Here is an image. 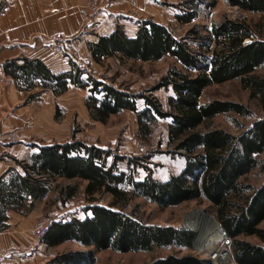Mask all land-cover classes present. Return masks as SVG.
Listing matches in <instances>:
<instances>
[{"label": "trees", "instance_id": "1", "mask_svg": "<svg viewBox=\"0 0 264 264\" xmlns=\"http://www.w3.org/2000/svg\"><path fill=\"white\" fill-rule=\"evenodd\" d=\"M229 2L244 12L264 17V0ZM195 16L193 11L179 14L178 20L191 22ZM136 22L134 36H129L123 26L118 25L112 33L90 42L88 49L98 63L109 57L125 62L159 60L169 55L184 66L185 70L172 68L150 89V94L132 93L98 78L73 59L71 68L58 74L52 73L39 59H24L21 65L12 60L4 65L5 72L15 79L41 77L43 87L52 88L56 94L65 93L70 85L84 89L88 95L85 105L94 121L105 123L123 110L135 112L138 133L144 138L149 137L158 119H169L167 145L186 157L183 171L168 180L153 179L148 174L139 181L127 169L118 166L125 159L123 156L116 154L110 160L111 150L84 140L73 137L66 143L42 147L29 166L30 171L16 182L17 189L40 199L52 183L62 178L85 181L84 195L90 202L97 201V194L112 195L109 206L88 205L86 210L91 214L83 219H60L48 224L42 236L48 246L56 247L73 240L86 248L59 253L44 264H94L96 252L104 249L128 253L171 245L192 246L195 239L192 231L151 225L119 209L131 198L140 196L162 208L184 201L205 200L231 240L235 263L264 264V228L259 226L264 221V182L256 186L246 180V175L254 168L264 171V161L259 159L264 152V117L257 118L248 127L234 118L240 130L238 134L218 127L209 128L212 119L219 114L230 112L247 117L252 111L247 105L231 100L201 102L209 85L239 79L241 87L249 90L251 98H256L264 108V76L257 73L264 67V39H258V32L247 19L224 17L211 27L200 50H194L185 38L175 35L165 24L152 19ZM247 39L250 42L245 43ZM211 41L216 44L212 48ZM160 88L173 92L166 107L152 93ZM54 188L57 200L64 204L79 192L80 185L56 182ZM14 200L21 202L17 197ZM189 225L196 234V225ZM242 235L258 236L261 243L239 239ZM149 264H205V261L191 254H171Z\"/></svg>", "mask_w": 264, "mask_h": 264}, {"label": "rangeland", "instance_id": "2", "mask_svg": "<svg viewBox=\"0 0 264 264\" xmlns=\"http://www.w3.org/2000/svg\"><path fill=\"white\" fill-rule=\"evenodd\" d=\"M152 7L154 8L151 9V12L155 19L165 23L175 35L185 38L191 49L194 50H200V46L205 43V38L209 35L211 27L219 24L224 17L247 19L253 25L255 32H258V39H264V17L258 13L244 12L237 5L232 6L229 0H152ZM192 11L196 13V16L191 22L178 20L179 14L192 13ZM244 42L248 43L250 40L247 39ZM215 45L212 41L210 42V48ZM209 53L210 51L207 54ZM96 63L93 67L89 63L85 68L98 78H103L116 86L125 87L132 93L144 92L150 94V89L158 84L172 68L185 70L182 64L169 55H165L159 60H129L125 62H121L117 57H109L103 63ZM257 73L264 76V67L258 69ZM152 93L159 98L164 107H166L168 97L173 94L169 88H160L152 91ZM65 96L64 115L67 140L74 137L103 149L111 150L110 160L116 154L123 156L125 159L120 161L118 166L127 169L135 180L140 181V179L151 174L153 179L166 181L170 176L183 171L186 165V157L172 151L167 145L166 134L169 119H158L153 125L149 137L144 138L138 133L135 112L123 110L119 114L110 116L105 123H102L90 118L85 105L88 96L87 91H71ZM213 99L243 103L250 108L252 113L247 117L237 116L230 112L219 114L212 119L209 128L218 127L238 134L240 130H238L234 118L240 120L245 127H248L257 118L264 117V108L256 98H251L249 90L241 87L239 79L209 85L205 89L201 102L207 103ZM139 107H142V101L139 102ZM259 159L264 161V152L259 155ZM246 180L260 186L264 182V171L256 167L246 175ZM59 182H63V185L77 183L80 185L79 192L64 204L57 200L55 195L48 198L42 205L40 221L46 220L50 223L55 218H62L67 221L71 218L83 219L91 214L86 210L88 205L109 206L112 201V195L101 193L97 194V201L90 202L84 195L85 181L68 180L67 183L64 180H59ZM119 209H123L125 213L127 212L138 220L151 225L174 226L180 230L192 231L195 236L193 244L191 247L171 245L170 247H156L151 251H128V253L111 249L99 250L96 252L97 260L94 264H149L158 258H165L171 254L178 256L191 254L204 260L205 264H228L227 259L230 260L231 264H237L233 260L231 240L229 239V242H226L228 236L226 239H217L216 247L226 251V253L222 252L220 254V259H214L210 254L195 246V229L190 227V223L196 225V232L201 226L205 230V227L211 225L215 226L218 233L222 235L220 226L213 216L212 207L203 199L184 201V203L178 205L162 208L140 196L131 198L124 208L119 207ZM259 226L264 228V221ZM200 238L206 240L208 236L201 235L198 242ZM239 239H245L253 244L261 243L260 238L254 235H242ZM84 248L86 247L70 240L56 245L52 249L42 250V252L47 256H56L62 252L83 250ZM24 254L18 255L25 256Z\"/></svg>", "mask_w": 264, "mask_h": 264}, {"label": "crops", "instance_id": "3", "mask_svg": "<svg viewBox=\"0 0 264 264\" xmlns=\"http://www.w3.org/2000/svg\"><path fill=\"white\" fill-rule=\"evenodd\" d=\"M89 1L0 0V70L11 79L8 85L0 84V264H44L56 257L43 254L53 247L36 238L35 225L42 205L57 195L54 184L68 180L57 179L40 199L17 189L16 182L30 171L42 147L67 142L65 95L85 91L70 85L65 93L56 94L43 87L41 77L15 79L4 65L39 59L55 74L69 70L71 59L89 60L93 67L97 63L88 44L99 36H107L118 25L134 36L141 19L165 24L151 12L152 0H114L99 6H90ZM84 11L91 16L85 19ZM19 247L27 250L25 256L13 253Z\"/></svg>", "mask_w": 264, "mask_h": 264}, {"label": "bare ground", "instance_id": "4", "mask_svg": "<svg viewBox=\"0 0 264 264\" xmlns=\"http://www.w3.org/2000/svg\"><path fill=\"white\" fill-rule=\"evenodd\" d=\"M219 228L221 230V234L222 235H220L218 233V230L216 229L215 226H211V225H209L208 227H205V230L201 226V228H199V230L195 234L196 235L195 246L198 249L202 250L203 252H206V253L210 254L211 257H213L214 259H220V254L222 252L226 253V251H222L221 248L218 249L216 247L217 239H226V235L224 234L222 228L221 227H219ZM201 235L202 236H208V239L201 240V238H200V241L198 242L199 237ZM227 263L231 264L229 259H227Z\"/></svg>", "mask_w": 264, "mask_h": 264}, {"label": "built area", "instance_id": "5", "mask_svg": "<svg viewBox=\"0 0 264 264\" xmlns=\"http://www.w3.org/2000/svg\"><path fill=\"white\" fill-rule=\"evenodd\" d=\"M111 1L114 0H90L89 1V5H103L106 3H109ZM91 15L88 11H84L83 12V17L85 19L89 18ZM78 63H80L83 67H87V65L90 63L89 60H81ZM10 77L8 75H6L3 71L0 70V84H6L8 85V83H10ZM48 222L46 220H41L40 222H38L35 226V235L36 238L41 239V237L45 234V232L48 230L49 226H48ZM224 232V231H223ZM225 234V233H224ZM227 238V235H226ZM27 250L24 247H19L13 250V253L15 254H24L26 253ZM3 256H0V261L2 260Z\"/></svg>", "mask_w": 264, "mask_h": 264}, {"label": "water", "instance_id": "6", "mask_svg": "<svg viewBox=\"0 0 264 264\" xmlns=\"http://www.w3.org/2000/svg\"><path fill=\"white\" fill-rule=\"evenodd\" d=\"M239 8V6H237ZM219 223V222H218ZM220 225V224H219ZM226 242L228 243L229 242V238L226 240Z\"/></svg>", "mask_w": 264, "mask_h": 264}]
</instances>
